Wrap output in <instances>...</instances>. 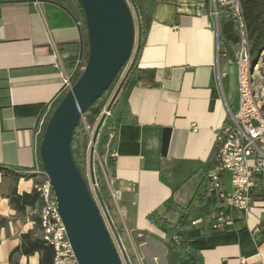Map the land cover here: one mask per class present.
<instances>
[{
    "label": "crops",
    "instance_id": "0c3cea01",
    "mask_svg": "<svg viewBox=\"0 0 264 264\" xmlns=\"http://www.w3.org/2000/svg\"><path fill=\"white\" fill-rule=\"evenodd\" d=\"M208 1V3H207ZM210 0H156L141 54L156 85L139 84L119 124L108 173L118 199L111 217L133 264H171L155 212L177 224L175 239L201 251L204 264H264V190L257 177L249 211L202 196L204 171L229 112L240 108L236 25L216 26ZM78 22L49 1H0V264H40V253L10 255L34 230L38 210H16L13 191L40 181L39 119L61 94L70 67L84 62ZM232 192L231 174L221 175ZM172 199L178 209L167 210ZM220 224L219 228H215Z\"/></svg>",
    "mask_w": 264,
    "mask_h": 264
},
{
    "label": "water",
    "instance_id": "95a60500",
    "mask_svg": "<svg viewBox=\"0 0 264 264\" xmlns=\"http://www.w3.org/2000/svg\"><path fill=\"white\" fill-rule=\"evenodd\" d=\"M78 1L85 11L89 57L48 122L40 156L78 264H123L94 194L74 160L72 138L82 116L131 58L136 19L127 0Z\"/></svg>",
    "mask_w": 264,
    "mask_h": 264
},
{
    "label": "built area",
    "instance_id": "2783aa9c",
    "mask_svg": "<svg viewBox=\"0 0 264 264\" xmlns=\"http://www.w3.org/2000/svg\"><path fill=\"white\" fill-rule=\"evenodd\" d=\"M210 4V15L217 27L222 19L236 25L239 37L236 64L240 94V108L235 113L229 112V123L223 128L224 137L220 136L219 164L209 172L212 180L210 191L219 195L225 207L249 211L252 205L250 191L255 186L257 177L262 179L264 190V88L261 91L256 88L257 78L253 71L248 28L240 0H210ZM73 85L72 75H69L64 80L63 88L69 91ZM47 114L39 119L40 128H44ZM110 115L111 112L104 109L94 125L88 124L84 115L80 121L83 131L88 136L87 146L90 149L89 161L87 155L85 156L86 180L96 199V192L101 182L99 170H102L115 205L118 191L111 188L112 182L102 162L103 158L107 165L108 154L102 156L99 150L102 131ZM113 137L114 134H110V139ZM110 156L113 157L114 154L111 153ZM224 172L231 174L232 192L230 194L222 190L221 175ZM24 174H35L40 179L36 185V191L43 203L39 211L41 236L54 248V264H78L58 212V204L47 173L41 165H36L34 169L25 171ZM97 204L123 264H133L126 253L121 236H117L114 232L115 223L112 217H108L105 209L98 202ZM219 226L220 224H216L215 228Z\"/></svg>",
    "mask_w": 264,
    "mask_h": 264
},
{
    "label": "trees",
    "instance_id": "16d2710c",
    "mask_svg": "<svg viewBox=\"0 0 264 264\" xmlns=\"http://www.w3.org/2000/svg\"><path fill=\"white\" fill-rule=\"evenodd\" d=\"M38 1H49L64 7L78 22L81 31L82 58L84 59V62L70 67L72 80L75 84L83 73L89 57L85 11L78 0ZM127 1L134 10L136 16V43L133 53L107 91L84 114L88 124L94 125L106 106L111 112V115L106 119V124L102 131L99 146L102 156L108 154L107 166H109V161L112 159L110 155L113 153L117 127L119 124L124 122L125 116L129 113L128 100L132 90L139 84L156 85L155 71L153 69L142 68L140 65L141 54L146 45L147 35L153 21V11L156 0ZM240 3L248 28L251 56H255L259 61L264 60V0H240ZM67 92V90H63L54 100L53 105L47 114L45 126L41 132L38 157L39 163L42 167L43 165L40 156L41 142L55 108L65 97ZM228 123L229 121L227 124ZM110 134H114L112 139H110ZM221 137H224L223 133L221 134ZM87 143L88 136L83 131L80 121L73 134L72 153L79 170L85 178V148ZM220 148L221 141H218L214 145L213 151L208 159V163L204 171V184L200 187V194L202 196H205L212 186V180L209 177V172L215 169L219 164L218 155ZM99 176L101 182L100 187L96 192V201L105 209L108 217L111 218V213L114 210L115 205L111 197L105 174L102 170H99ZM10 201L12 206L20 212H24L27 207L40 211L43 204L36 189L30 194L24 193L22 195L18 194L15 190L10 196ZM166 207L167 210H171L172 208L178 209L177 204L172 199L167 201ZM33 220L35 222L34 230L22 235L21 244L12 251L10 258L13 260L17 254L32 256L36 253H40V264H54L55 251L54 248L47 244L41 236L42 229L39 213L33 216ZM149 220L166 234V241L172 253L171 264H204L201 251L199 249H196L190 243L179 242L175 239L177 224L174 225L170 223L167 220L166 215L160 216L157 212H155L149 216ZM113 229L115 234L120 236L121 230L118 229L117 225H115Z\"/></svg>",
    "mask_w": 264,
    "mask_h": 264
},
{
    "label": "rangeland",
    "instance_id": "374dc122",
    "mask_svg": "<svg viewBox=\"0 0 264 264\" xmlns=\"http://www.w3.org/2000/svg\"><path fill=\"white\" fill-rule=\"evenodd\" d=\"M133 11V14L135 16V12L134 10L132 9ZM135 19H136V16H135ZM252 64H254V72L256 74V88L261 91L262 88H264V60H257V58L255 56L252 57ZM107 107V106H106ZM104 108V109H107V108ZM89 152H90V149L88 146H86L85 148V155H87V158H88V161H89ZM102 162L104 164V167H105V171L106 173H108V166L105 164L104 162V159L102 158ZM108 176H109V173H108Z\"/></svg>",
    "mask_w": 264,
    "mask_h": 264
}]
</instances>
